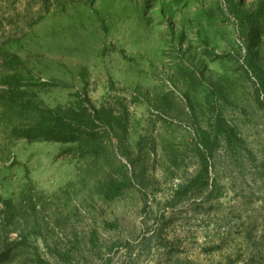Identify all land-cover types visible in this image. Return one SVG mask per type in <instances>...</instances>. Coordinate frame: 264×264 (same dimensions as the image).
Here are the masks:
<instances>
[{"label": "rangeland", "instance_id": "1", "mask_svg": "<svg viewBox=\"0 0 264 264\" xmlns=\"http://www.w3.org/2000/svg\"><path fill=\"white\" fill-rule=\"evenodd\" d=\"M0 264H264V0H0Z\"/></svg>", "mask_w": 264, "mask_h": 264}]
</instances>
